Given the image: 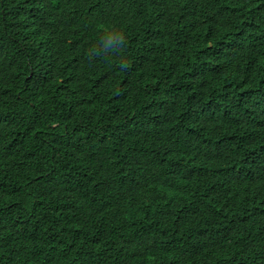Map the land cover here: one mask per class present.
<instances>
[{"label": "trees", "instance_id": "16d2710c", "mask_svg": "<svg viewBox=\"0 0 264 264\" xmlns=\"http://www.w3.org/2000/svg\"><path fill=\"white\" fill-rule=\"evenodd\" d=\"M263 62L264 0H0V264H264Z\"/></svg>", "mask_w": 264, "mask_h": 264}, {"label": "bare ground", "instance_id": "6f19581e", "mask_svg": "<svg viewBox=\"0 0 264 264\" xmlns=\"http://www.w3.org/2000/svg\"><path fill=\"white\" fill-rule=\"evenodd\" d=\"M128 15V14H126ZM6 44V42H5ZM241 51V47L236 49L233 53L231 54H235V53H239ZM260 83L258 82H252L250 84L245 85V87L243 88L242 94H249L251 92H253L254 90L260 88L259 87ZM260 95H263V92H259ZM255 99V98H254ZM253 99H250L249 101H252ZM208 109L210 110V107L208 106ZM201 125H203L202 123H200ZM59 126V121L54 125V128H57ZM193 130H195L194 128H192ZM177 182V181H176ZM210 189L211 186L210 184L207 186V194H210ZM128 193V192H127ZM129 194V193H128ZM144 199V197H136L135 200L139 201L142 203V200ZM123 200V199H122ZM121 205H114L112 204L111 206H107L106 203H98V204H92V203H85L86 204V208H87V212L88 214L97 222L103 224L104 220H108L111 218V214H109V212H114V211H119L120 214L126 212L125 210V206L129 203L125 202V201H121ZM143 205V204H142ZM89 207H91L93 210H89ZM144 208L149 207L146 205H143ZM74 213H79V212H74ZM157 213V212H156ZM154 213V215L156 214ZM158 220V217H154L152 222L156 223ZM163 234H167L163 233ZM161 241L159 240H153L150 239L147 243H143V247L142 249L133 257L131 258V262L133 260H135L136 263H140V259L144 258V257H149L152 256L153 254L156 253H162L163 257L162 259H168L169 257L165 254V250L166 249H170L172 250L175 254L181 256L182 255V251L179 252L175 249L169 248V247H162V246H158L157 244H160ZM173 261L171 259H169L168 264ZM134 262V263H135ZM133 264V263H132Z\"/></svg>", "mask_w": 264, "mask_h": 264}, {"label": "clouds", "instance_id": "9594fccd", "mask_svg": "<svg viewBox=\"0 0 264 264\" xmlns=\"http://www.w3.org/2000/svg\"><path fill=\"white\" fill-rule=\"evenodd\" d=\"M127 44L126 36L123 32L116 30H106V34L95 48L90 49L89 56L101 57L110 56L114 53L121 52L125 49ZM120 67L125 69L128 67L126 63H121ZM264 69V62L259 65ZM264 80V77L263 79Z\"/></svg>", "mask_w": 264, "mask_h": 264}]
</instances>
